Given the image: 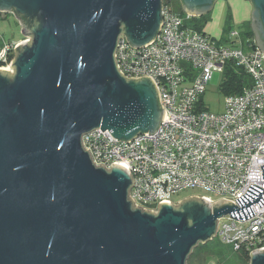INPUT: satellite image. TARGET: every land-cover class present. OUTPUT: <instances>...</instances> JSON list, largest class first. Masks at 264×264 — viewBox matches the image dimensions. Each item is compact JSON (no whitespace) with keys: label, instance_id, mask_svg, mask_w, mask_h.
<instances>
[{"label":"water","instance_id":"95a60500","mask_svg":"<svg viewBox=\"0 0 264 264\" xmlns=\"http://www.w3.org/2000/svg\"><path fill=\"white\" fill-rule=\"evenodd\" d=\"M179 1L193 16L214 3ZM250 2L264 57V0ZM161 9L162 0H0L29 37L13 47L12 71L0 69V264H186L216 236L217 218L242 221L264 204L252 183L239 207L193 195L154 213L133 204L123 163L95 166L82 146L98 127L128 141L163 121L151 77H125L114 59L120 34L132 47L154 39ZM249 264H264V247Z\"/></svg>","mask_w":264,"mask_h":264},{"label":"built area","instance_id":"2783aa9c","mask_svg":"<svg viewBox=\"0 0 264 264\" xmlns=\"http://www.w3.org/2000/svg\"><path fill=\"white\" fill-rule=\"evenodd\" d=\"M161 14V27L147 45L132 47L120 34L114 59L125 77H151L165 109L163 121L154 133H137L128 141L98 127L83 133L81 144L95 166L110 169L113 162L123 163L133 180L128 195L148 211L156 213L164 200L176 205L171 196L192 188L201 189L203 194L194 196L208 198L211 206L228 198L239 207L235 199L250 184L264 188L263 52L242 36L241 27L228 31L227 42H215L185 25L193 15L163 0ZM1 38L0 69L11 72L13 47L29 37ZM228 61L243 69L251 84L226 95L222 111H209L200 99L212 73H222ZM250 206L255 214L242 221L229 213L217 218L215 236L248 254L264 247V204Z\"/></svg>","mask_w":264,"mask_h":264},{"label":"trees","instance_id":"16d2710c","mask_svg":"<svg viewBox=\"0 0 264 264\" xmlns=\"http://www.w3.org/2000/svg\"><path fill=\"white\" fill-rule=\"evenodd\" d=\"M164 3L170 4L176 11L182 13L181 5L179 0H163ZM176 6V8L174 6ZM226 22L223 28V32L227 34L232 28V19L230 10H226ZM210 13H206L201 16H193L189 21L185 23L186 26L193 28L194 30L206 34L203 31L205 23L209 20ZM23 21L22 18H20ZM24 22V21H23ZM244 38H249L252 40L253 32L246 22L241 26ZM222 38V37H221ZM220 38V42H227V38ZM214 40V38H211ZM255 46V45H254ZM223 79L220 84V91L226 95L238 94L243 88L251 84L250 77L245 73L243 69L236 66L233 61H228L223 69ZM202 101V98L200 99ZM215 259L217 264H249V254L241 250H234L228 244L222 243L218 238H213L206 243H198L189 255L186 264H204L210 259Z\"/></svg>","mask_w":264,"mask_h":264},{"label":"rangeland","instance_id":"374dc122","mask_svg":"<svg viewBox=\"0 0 264 264\" xmlns=\"http://www.w3.org/2000/svg\"><path fill=\"white\" fill-rule=\"evenodd\" d=\"M228 6L231 7L229 4L226 3L223 6V8L220 9L219 5H217L216 7L214 6L215 8L213 11L209 12L210 18L205 23L203 28V31L206 33V35L212 34V36H217L218 38L219 36H222L221 39L227 38L228 40V33L226 34L225 31L223 32V28L227 20L226 10L230 9ZM174 7L176 8V6ZM236 10L237 13H240L243 16V13L240 11V8L238 6ZM182 12L184 13V11ZM235 18L236 15L235 12L233 11V15L231 16L232 28L240 29V27L245 23H241L240 25V23L235 22ZM1 36H3V38L6 40L10 39L12 41H17L24 36V34L21 31V25L19 24V21L9 13L5 17L0 16V40L2 39ZM242 36L244 37L243 32H242ZM209 37L213 38L211 36ZM213 41L220 42L221 40L214 38ZM222 79H223V74L219 71H214L212 73L211 79L207 83L206 90L202 95L203 104L205 105V107L208 108L209 111L220 112L223 110L225 94L221 92L219 89ZM200 194H203L201 189L198 188L187 189L172 195L171 200L177 202L189 196L200 195ZM214 238H218V237H214ZM204 264H217V262L215 259L212 258L209 261H206Z\"/></svg>","mask_w":264,"mask_h":264},{"label":"crops","instance_id":"0c3cea01","mask_svg":"<svg viewBox=\"0 0 264 264\" xmlns=\"http://www.w3.org/2000/svg\"><path fill=\"white\" fill-rule=\"evenodd\" d=\"M226 3L231 6V7L228 6L230 8L229 10H230L231 16L233 15V11L235 12V15H236L235 22L240 23V25H241V23L249 22V25H250L251 10L253 8L250 0H214L213 6H212L210 11H213L217 5H219L220 9H222ZM237 6L240 8V11L243 13V16L240 13H237V10H236ZM182 11H183V9H182ZM184 13H187V12L184 11ZM207 35H209L215 39H220L222 37V36H219V38H218L217 36H212V34H207ZM252 39L254 40L256 46L258 47V45L255 41L254 34H253Z\"/></svg>","mask_w":264,"mask_h":264},{"label":"flooded vegetation","instance_id":"af4514ba","mask_svg":"<svg viewBox=\"0 0 264 264\" xmlns=\"http://www.w3.org/2000/svg\"><path fill=\"white\" fill-rule=\"evenodd\" d=\"M180 5H181V4H180ZM6 15H7V14H6ZM6 15H5V16H6ZM17 17H18V16H17ZM17 20L19 21V24L22 23V21H21V19H20L19 17L17 18ZM20 22H21V23H20Z\"/></svg>","mask_w":264,"mask_h":264}]
</instances>
